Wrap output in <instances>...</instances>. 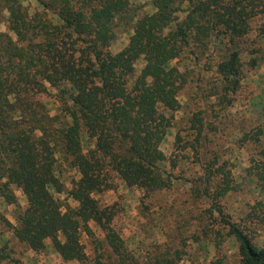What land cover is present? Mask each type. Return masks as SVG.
Segmentation results:
<instances>
[{"label": "trees", "instance_id": "1", "mask_svg": "<svg viewBox=\"0 0 264 264\" xmlns=\"http://www.w3.org/2000/svg\"><path fill=\"white\" fill-rule=\"evenodd\" d=\"M150 1L155 11L136 19L130 0H36L34 11L22 0H3L10 32L0 31V200L16 206L17 223L8 224L32 250L41 251L50 238L64 260L83 261L81 233L93 235V221L124 264L129 255L113 226L117 211L102 206L95 193L111 173L147 192L170 188L172 174L165 168L169 158L161 144L188 82L172 61L184 56L199 61L213 40L227 39L230 47L222 58L204 69L216 75L206 96L215 97L222 112L241 88L244 61L238 43L250 33L251 20L264 13V0ZM120 24L133 34L113 53L110 46ZM139 60L144 66L137 73ZM259 60L253 57L250 65L256 67ZM49 87L59 90L62 106L56 115L40 98ZM193 117L196 136L188 145L197 149L209 123L204 110ZM262 134V129L256 134L257 159L248 168L261 194L251 205L252 225L228 219L220 209L243 264H264V241L254 235V224L264 226L259 212H264ZM84 139L92 141L87 149ZM59 159L80 174L70 189L58 174ZM224 167H206L207 183L214 176L222 181L216 196L238 189ZM15 185L27 198L25 207ZM56 192L78 205H64ZM204 193L211 195L208 188ZM0 219L8 221L1 209ZM0 256L9 257L1 251ZM154 264L178 263L163 256Z\"/></svg>", "mask_w": 264, "mask_h": 264}, {"label": "rangeland", "instance_id": "2", "mask_svg": "<svg viewBox=\"0 0 264 264\" xmlns=\"http://www.w3.org/2000/svg\"><path fill=\"white\" fill-rule=\"evenodd\" d=\"M22 2L32 11L37 7L36 0ZM154 11L150 0H130V13L136 19ZM179 15L183 16L182 13ZM7 18L8 11L0 0V31H9ZM132 34V29L120 24L110 50L113 53L121 51ZM229 47L227 39L222 43L213 40L199 61L184 56L171 63L186 73L188 82L179 92L181 107L173 113V125L161 144L169 158L165 168L172 174L170 188L147 192L137 186H128L111 173L100 191L95 193L102 206H113L117 211L113 226L124 239L129 255L124 264H154L163 256L175 259L178 264H243L238 243L228 234L220 209L228 219L252 225L251 205L261 196L248 168L252 159H257L255 153L259 147L255 143L260 129L263 130L260 140L264 141V13L251 20L250 33L239 40L244 61L243 80L233 104L221 112L215 105V97L208 99L206 96L215 71L204 69L209 63H217ZM253 57L260 59L256 67L250 65ZM143 66V60L136 63L137 73ZM59 96V90L54 87L40 95L52 115L61 110ZM203 110L209 126H206L201 142H195L197 149H194L188 145L196 136L192 128L193 114ZM211 125L215 129H211ZM84 142L85 149L87 142L92 143L90 139H84ZM185 145L187 148L183 147ZM62 161H58V174L70 189L72 181L78 180L80 174ZM220 165L226 166L223 172L228 173L238 186L237 190L224 196H216L217 185L222 183L219 177L214 176L210 183L205 181L206 167L216 170ZM221 173L217 172L218 175ZM14 187L20 205L25 207V194L18 186ZM207 188L211 195L204 193ZM55 196L64 205H78L67 198L66 193L56 192ZM0 209L8 220L0 219V251L9 255L6 258L0 256V264H121L117 254L105 242L103 230L93 221L90 223L93 235L81 233L85 259L66 261L56 252L50 238L44 241L45 248L41 251L32 250L21 242L8 224L17 223L16 206L0 200ZM254 225L257 228L255 239L261 243L264 226Z\"/></svg>", "mask_w": 264, "mask_h": 264}]
</instances>
